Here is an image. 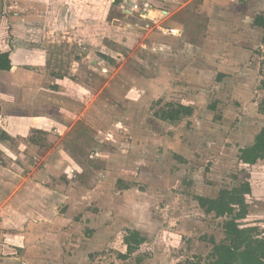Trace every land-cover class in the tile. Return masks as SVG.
Returning <instances> with one entry per match:
<instances>
[{
	"label": "rangeland",
	"instance_id": "obj_1",
	"mask_svg": "<svg viewBox=\"0 0 264 264\" xmlns=\"http://www.w3.org/2000/svg\"><path fill=\"white\" fill-rule=\"evenodd\" d=\"M7 5L26 37L0 75V264H210L225 219L198 198L246 182L264 239V160L239 172L264 128V0ZM57 5L68 29L46 26ZM170 104L194 114L162 121Z\"/></svg>",
	"mask_w": 264,
	"mask_h": 264
},
{
	"label": "trees",
	"instance_id": "obj_2",
	"mask_svg": "<svg viewBox=\"0 0 264 264\" xmlns=\"http://www.w3.org/2000/svg\"><path fill=\"white\" fill-rule=\"evenodd\" d=\"M3 4L0 14V41L7 40L9 50L0 54V72H10L19 62V56L24 50L20 49L26 37V28L12 20L8 11L7 0H0ZM33 3L52 4L54 0H24ZM60 5L51 6L50 17L46 26L55 25L57 29L70 27L72 11L66 7L60 10ZM257 26L264 28V19L257 18ZM21 51V52H20ZM264 89V82H263ZM212 110L215 107L211 108ZM1 114V107H0ZM194 109L182 104L169 105L160 115L165 122L175 123L183 118L193 116ZM264 160V128L255 137L254 143L240 151L239 172L249 173L260 161ZM198 202L206 214H215L224 218V231L226 240L213 244L210 264H264V239L260 237L263 221L251 217L249 208L254 205L255 198L252 194L250 183L246 182L232 190H224L215 199L198 198ZM127 253L119 257L128 259L129 255L140 249L145 238L138 231L129 232L124 239Z\"/></svg>",
	"mask_w": 264,
	"mask_h": 264
},
{
	"label": "crops",
	"instance_id": "obj_3",
	"mask_svg": "<svg viewBox=\"0 0 264 264\" xmlns=\"http://www.w3.org/2000/svg\"><path fill=\"white\" fill-rule=\"evenodd\" d=\"M0 3H2V2L0 1ZM12 20H13L14 22H16L13 18H12ZM16 23H19V24H21V25L24 26V24L21 23V22H16ZM0 43H3V44L6 43V45H7V46L5 47L4 50H1V51H0V54H1V53H4V52H7V51L9 50V48H7V47H8V41H7V40H2V41H0ZM20 57H21V56H20ZM21 64H22V62L19 60L18 64H17L16 66H14L13 69L22 68ZM13 69H12L11 71H13ZM11 71H10V72H11ZM10 72H0V75L8 74V73H10ZM31 239H34V237L31 236ZM29 240H30V239H29ZM29 240H28V241H29Z\"/></svg>",
	"mask_w": 264,
	"mask_h": 264
},
{
	"label": "built area",
	"instance_id": "obj_4",
	"mask_svg": "<svg viewBox=\"0 0 264 264\" xmlns=\"http://www.w3.org/2000/svg\"><path fill=\"white\" fill-rule=\"evenodd\" d=\"M170 33H174V30H171Z\"/></svg>",
	"mask_w": 264,
	"mask_h": 264
}]
</instances>
